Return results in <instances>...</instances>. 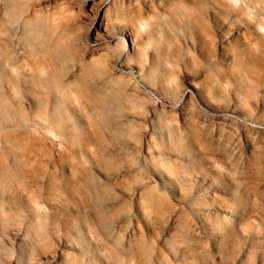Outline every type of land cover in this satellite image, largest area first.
<instances>
[{"label":"rangeland","instance_id":"rangeland-1","mask_svg":"<svg viewBox=\"0 0 264 264\" xmlns=\"http://www.w3.org/2000/svg\"><path fill=\"white\" fill-rule=\"evenodd\" d=\"M102 5L0 0V264H264V0Z\"/></svg>","mask_w":264,"mask_h":264},{"label":"bare ground","instance_id":"bare-ground-1","mask_svg":"<svg viewBox=\"0 0 264 264\" xmlns=\"http://www.w3.org/2000/svg\"><path fill=\"white\" fill-rule=\"evenodd\" d=\"M95 1L96 0H81V3L83 4V6L87 7L93 16V22H92L91 27H90V32L86 35L85 40H84V43L86 44V47H87L86 48L87 50L85 52L86 55H88V53L90 51H95V50L100 49V47L102 45L100 42H98V43L95 42V36H94L93 32L95 33V31H97V30L98 31L102 30V31L106 32L105 33L106 35L104 34L106 37L109 38L111 36V32H110L109 27L107 30H105V28H104L105 25L103 23V20L106 17V11L107 10H106L105 6H103V5L99 6V7H92V5ZM138 1H140V0H138ZM117 33L120 34V36H122L126 40H128V42H130L131 44L133 43L132 32L129 29H127L126 26L118 29ZM110 38H111L110 40H114L116 37H115V35H113ZM123 48L128 49L126 45H124ZM119 59H120V56L118 57L117 63H116L118 67H120V63H119L120 60ZM2 77L3 76H0V79H1L0 80V87H1V89L5 90L6 86H5V82L3 81ZM12 85H13V81H12ZM10 158L13 160V156H11ZM11 166H12V162L10 160H8V162L5 164V167H6L5 169L10 170ZM216 215L218 216V218L221 222L220 229L222 231H226V232L228 231L229 232V231L234 230L235 225H234V223L230 222L231 215L228 216L225 212H217ZM16 239H18V241L22 240L18 236H16ZM44 263H46V264H60L57 262L55 257H52V256H49L48 259L44 257Z\"/></svg>","mask_w":264,"mask_h":264}]
</instances>
